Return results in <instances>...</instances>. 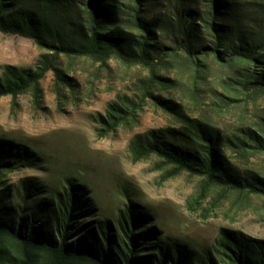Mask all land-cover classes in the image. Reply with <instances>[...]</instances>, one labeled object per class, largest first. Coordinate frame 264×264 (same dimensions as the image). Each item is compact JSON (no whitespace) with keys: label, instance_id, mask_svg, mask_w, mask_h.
Here are the masks:
<instances>
[{"label":"trees","instance_id":"obj_1","mask_svg":"<svg viewBox=\"0 0 264 264\" xmlns=\"http://www.w3.org/2000/svg\"><path fill=\"white\" fill-rule=\"evenodd\" d=\"M0 31L31 38L40 50L33 66L2 67L0 97L15 101L29 91L38 102L48 71L57 92L72 87L62 58L140 64L159 90L108 103L97 118L100 134L132 126L144 98H150L176 125L135 133L129 141L135 159L154 155L177 172L264 198V175L233 163L226 151L231 138L171 96L168 88L176 78L155 73L158 64L167 67L183 56L195 71V100L197 79L204 78L198 72L209 58L229 69L226 84L264 94V0H0ZM228 98L222 94V101ZM239 129L237 150H264V117ZM13 146L0 140V180L16 158H27L25 149ZM65 181L61 190L28 180L0 189V264H264V239L238 229L220 227L212 245L194 249L160 240L145 225L146 214L131 208L120 210L114 224L83 221L90 212L85 190L72 177Z\"/></svg>","mask_w":264,"mask_h":264},{"label":"rangeland","instance_id":"obj_2","mask_svg":"<svg viewBox=\"0 0 264 264\" xmlns=\"http://www.w3.org/2000/svg\"><path fill=\"white\" fill-rule=\"evenodd\" d=\"M39 52L31 38L0 31V73L5 64L33 66ZM176 58L167 67H155L156 74L177 79L168 88L171 96L184 101L188 113L208 119L231 138L226 151L240 169L264 175V150L244 145L242 152L234 144L238 142L235 136H243L240 127L253 126L264 117V94L226 84L232 77L229 69L207 58V67L198 72L204 78L197 79L196 99L192 100L195 71L183 56ZM61 65L74 79L72 87H60L57 92L54 75L48 71L40 80L38 102L29 91L15 101L9 95L0 97V140L19 151L25 149L27 157L19 156L12 168L4 170L0 189L28 180L45 190H61L72 177L84 188L89 202L90 212L83 221L114 224L120 210L131 208L146 214L145 225L153 227L160 240L194 249L212 245L220 227L264 239L261 195L215 186L198 174L177 172L154 155L133 157L129 141L135 133L176 125L150 98H144L132 126L100 134L97 118L105 114L108 103L159 90L148 81L147 67L115 58L100 64L75 56L62 58ZM222 94L229 98L222 101Z\"/></svg>","mask_w":264,"mask_h":264}]
</instances>
